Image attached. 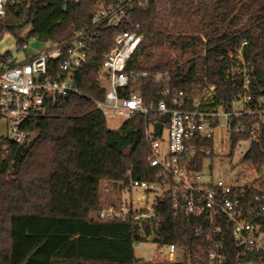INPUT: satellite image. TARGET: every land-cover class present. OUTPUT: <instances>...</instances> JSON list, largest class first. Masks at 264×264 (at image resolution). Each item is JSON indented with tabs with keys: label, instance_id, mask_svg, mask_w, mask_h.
Returning <instances> with one entry per match:
<instances>
[{
	"label": "trees",
	"instance_id": "1",
	"mask_svg": "<svg viewBox=\"0 0 264 264\" xmlns=\"http://www.w3.org/2000/svg\"><path fill=\"white\" fill-rule=\"evenodd\" d=\"M97 1L18 4L11 7L5 29L18 35L28 25V35L60 41L73 34V23L94 15ZM134 23L135 28L102 29L91 62L77 74L81 94H72L63 105L32 109L23 125L24 141L0 137V174L9 176L11 242L10 251L0 252V264L207 263L208 241L197 234L199 220L175 214L169 198L160 200L152 220L97 218L104 196L109 201L121 192L130 174L150 179L153 173L144 118L110 128L94 101L106 92L101 61L117 31L136 29L143 35L132 57L138 65L170 69L177 84L189 90L215 83L220 97L230 101L244 92L242 59L230 56L242 46L252 103L264 106V0H145L134 9ZM247 137L235 135L234 149ZM243 161L264 165V127ZM104 180L111 187L106 193ZM147 241L175 243L184 252L183 261L140 260L134 244ZM234 249L229 248L232 260Z\"/></svg>",
	"mask_w": 264,
	"mask_h": 264
},
{
	"label": "built area",
	"instance_id": "2",
	"mask_svg": "<svg viewBox=\"0 0 264 264\" xmlns=\"http://www.w3.org/2000/svg\"><path fill=\"white\" fill-rule=\"evenodd\" d=\"M31 1L0 0V35L11 7ZM144 1L98 0L97 11L88 21L72 24L70 37L47 40L49 48L24 60L0 55V119H6L8 129L1 138L24 141L27 132L23 125L32 109L63 105L72 94H81L77 74L91 62L102 29L124 24L135 28L134 9ZM142 40L136 29L114 34V45L101 61L105 96L94 101L110 128H118L135 116L144 118L152 178L136 179L130 174L129 184L102 204L97 218L152 220L158 216L160 200L169 198L175 214L181 211L189 220H199L197 234L208 241L206 264H264V165H251L258 171L251 182L231 183L213 175L203 179L208 158L231 156L235 135L247 133L246 139L253 142L264 127L263 102L252 103L251 77L242 46L230 56L242 59L244 92L226 101L215 83L207 82L201 91L195 86L189 90L177 84L170 69L138 65L132 57ZM157 123L162 125L161 134L157 133ZM220 170L228 167L223 163ZM110 190L109 185L102 188L103 193ZM158 245L154 258L183 261L184 252L175 243ZM229 248H235V260L230 258Z\"/></svg>",
	"mask_w": 264,
	"mask_h": 264
},
{
	"label": "rangeland",
	"instance_id": "3",
	"mask_svg": "<svg viewBox=\"0 0 264 264\" xmlns=\"http://www.w3.org/2000/svg\"><path fill=\"white\" fill-rule=\"evenodd\" d=\"M30 26L21 29L18 35L4 30L0 35V55H12L16 60H24L27 57H32L35 54L49 48L51 42L28 35ZM19 38L23 41L19 42ZM159 58V56H158ZM8 133L7 122L5 118L0 119V137L6 136ZM169 130L166 126L164 130V138L167 140ZM250 140H242L231 156L223 158H208L204 168L203 179L208 180L213 175L215 177H223L229 182H251L252 176L257 175V170L254 166L248 165L243 161L245 154L250 148ZM226 164L228 170L221 171V164ZM212 167V168H211ZM109 185L107 181L102 182V188ZM104 201L108 199L104 196ZM10 208V193H9V176L8 174H0V252L10 251V232L7 229ZM4 219H6L4 221ZM160 246L156 242H137L135 253L138 257L149 261L158 254Z\"/></svg>",
	"mask_w": 264,
	"mask_h": 264
},
{
	"label": "water",
	"instance_id": "4",
	"mask_svg": "<svg viewBox=\"0 0 264 264\" xmlns=\"http://www.w3.org/2000/svg\"><path fill=\"white\" fill-rule=\"evenodd\" d=\"M161 131H162V125H161V123H157V133L161 134ZM139 259H142V258L139 257Z\"/></svg>",
	"mask_w": 264,
	"mask_h": 264
},
{
	"label": "crops",
	"instance_id": "5",
	"mask_svg": "<svg viewBox=\"0 0 264 264\" xmlns=\"http://www.w3.org/2000/svg\"><path fill=\"white\" fill-rule=\"evenodd\" d=\"M4 214V213H3ZM3 214H0V216L1 217H4L3 216ZM6 219H4V221H5ZM5 227H7V229H9L10 228V218H8V226H5ZM10 243V245H11V242H9Z\"/></svg>",
	"mask_w": 264,
	"mask_h": 264
}]
</instances>
